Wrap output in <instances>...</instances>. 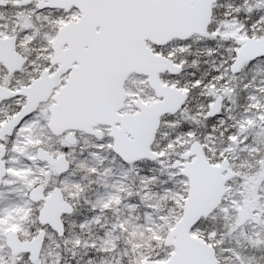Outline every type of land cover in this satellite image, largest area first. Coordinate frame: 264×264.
I'll return each mask as SVG.
<instances>
[{
	"label": "snow or ice",
	"instance_id": "snow-or-ice-1",
	"mask_svg": "<svg viewBox=\"0 0 264 264\" xmlns=\"http://www.w3.org/2000/svg\"><path fill=\"white\" fill-rule=\"evenodd\" d=\"M0 264H264V0H0Z\"/></svg>",
	"mask_w": 264,
	"mask_h": 264
}]
</instances>
